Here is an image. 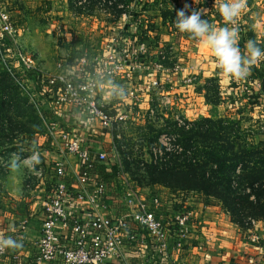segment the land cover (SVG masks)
Instances as JSON below:
<instances>
[{"label": "rangeland", "instance_id": "obj_1", "mask_svg": "<svg viewBox=\"0 0 264 264\" xmlns=\"http://www.w3.org/2000/svg\"><path fill=\"white\" fill-rule=\"evenodd\" d=\"M141 1L0 0V14L8 15L11 24L10 33L2 32L0 27V222L5 225L0 236L22 242V247L0 253V264H29L36 254L38 237L32 226L39 227L36 212L40 200L34 196L38 181L29 178L24 159L35 150L40 151L42 161L60 159L61 142L54 135L65 129L74 130L73 135L82 139L91 135L86 109L69 103L52 105L27 90L22 73L29 66L51 77L62 76L76 86L97 78L92 80L97 83V99H104L105 111L124 117L120 133L134 149V162H150L151 151L155 160L164 158L162 141L173 143L177 149L173 153L183 154L182 135L191 138L187 153L201 150L204 144L197 134L207 131H199V126L215 131L220 126L223 136L241 131L250 142L264 143V59L252 66L246 78H227L217 68L210 49L179 32L173 24L177 10L187 4L190 9L206 10L202 19L214 28L232 27L225 25L219 14L220 0L216 6L215 0ZM235 26L242 52L248 40H255L264 49V0H247ZM148 31L154 46L139 44ZM4 65L15 70V80L2 73ZM159 77L160 86H154ZM162 94L171 104L164 105ZM181 119L185 124H177ZM94 125L97 127V123ZM206 134L208 143L210 137ZM98 143H92L97 151L109 147V140L102 136ZM69 157L68 161H73ZM135 166L136 163L131 167ZM115 170L111 167L113 173ZM124 170L128 172L126 167ZM155 185L171 191L164 185ZM41 192L37 190V197ZM180 195L188 199L201 197L193 192ZM208 200L216 209L205 217L196 212L194 219L200 227L204 224L206 244L214 245L212 235L217 227H238L239 234L264 227V221L251 220L243 210L242 219L238 217L243 225L240 227L223 204ZM9 211L14 216L10 226L2 220ZM25 220L28 227L23 229L21 223ZM208 249L203 250L207 253Z\"/></svg>", "mask_w": 264, "mask_h": 264}, {"label": "built area", "instance_id": "obj_2", "mask_svg": "<svg viewBox=\"0 0 264 264\" xmlns=\"http://www.w3.org/2000/svg\"><path fill=\"white\" fill-rule=\"evenodd\" d=\"M0 27L2 32H11L8 15L0 14ZM2 69L13 71L5 65ZM178 69L176 66L175 71ZM22 74L34 92V79L42 81L39 99H48L52 105L69 103L86 109V124L92 126L88 129L91 135L85 139L74 136L75 131L68 129L54 135L61 142L60 159L42 161L40 151L35 150L23 161L29 178L38 181L36 189L42 191L36 212L39 220L36 254L29 264H191L185 256L190 233L202 229L198 220H194L195 199L180 195L183 192L141 185L124 170L126 163L130 166L136 163L131 159L134 149L122 140L124 117L108 113L102 103L104 99H97V83L92 80L97 78L86 79L76 86L62 76L51 77L32 66ZM153 84L160 86V77ZM164 97V105L171 104ZM179 123L185 124V120ZM97 135V139L89 138ZM100 136L109 140L106 151L102 148L97 151L92 144H99ZM161 144L160 151L177 152L170 141ZM36 156L39 164L35 163ZM69 156L73 161H68ZM111 167L117 168L116 173ZM103 169L105 175L110 174L109 179L104 178ZM27 227L25 220L21 228ZM247 231L249 247L255 254L247 253L243 262L231 264H260L264 259V234L257 233V227Z\"/></svg>", "mask_w": 264, "mask_h": 264}, {"label": "trees", "instance_id": "obj_3", "mask_svg": "<svg viewBox=\"0 0 264 264\" xmlns=\"http://www.w3.org/2000/svg\"><path fill=\"white\" fill-rule=\"evenodd\" d=\"M136 2L140 4L142 1ZM149 32L151 31L144 34L143 42L139 43L142 46H154V38ZM2 71L11 80L16 79V75H12L14 70ZM25 82L23 85L33 95H38L44 86L41 80L34 79V92L26 79ZM43 108L45 109L44 106ZM198 130L207 131L210 137L207 143V132L200 131L197 134L203 140L204 147L201 150L187 153L186 147L191 138H184L182 135L180 143L184 146L183 154L164 151L165 157H157L155 160L151 151L150 162L143 163L139 160L135 167H131L125 161L126 169L141 185L160 184L172 192H193L203 196L205 201L217 200L240 227H243L238 218L242 219L243 212L240 210L245 211L251 220L264 221V143L250 142L241 131L234 135L229 132L227 136H223L224 129L220 126L216 131L209 126H199ZM115 169L116 172L117 168ZM103 173L105 177L104 169ZM106 177L109 179L110 174H106ZM179 186L181 187L178 188Z\"/></svg>", "mask_w": 264, "mask_h": 264}, {"label": "clouds", "instance_id": "obj_4", "mask_svg": "<svg viewBox=\"0 0 264 264\" xmlns=\"http://www.w3.org/2000/svg\"><path fill=\"white\" fill-rule=\"evenodd\" d=\"M216 5L217 0L214 3V6ZM246 7L247 0H220L219 14L225 25L233 26L214 28L207 19H202V16L206 15V10L190 9V6L186 4L177 10L173 24L179 32L190 35L210 49L217 68L225 77L242 80L249 75L252 66L264 59V49H261L255 40L246 42L245 52H242L239 47V29L235 25L237 18ZM40 162L39 157L36 156L35 163ZM20 247H22L21 241L12 237L0 236V253L5 249Z\"/></svg>", "mask_w": 264, "mask_h": 264}, {"label": "crops", "instance_id": "obj_5", "mask_svg": "<svg viewBox=\"0 0 264 264\" xmlns=\"http://www.w3.org/2000/svg\"><path fill=\"white\" fill-rule=\"evenodd\" d=\"M104 140H108L107 137L104 138ZM73 168L74 170H76L77 166L73 164ZM104 178H107L106 175ZM36 193H37V189L35 190L34 196H36V198H39L40 196L37 197ZM33 199H35V197H33L32 200ZM212 203L213 201H209V200L205 201V198L202 199L201 196L198 197V199H195L194 202H192V206L193 208H195L196 212L199 213L201 217H205L208 212L216 209L215 207H212ZM204 204L205 205L210 204V205L208 207L206 206L205 209ZM12 214L13 213H11V211H9V214L4 213L2 219V220L5 219L9 224V226L11 219L13 221L14 218ZM3 228H5V225L0 222V231ZM257 228L259 230L258 231L259 233L264 234V227L262 229H259V227ZM32 229L35 233V237H38L39 227H37V225L34 227L32 226ZM203 229H201L202 233H200V229H197L195 231L192 230L190 233V237H189L190 240L188 241L189 246H187V252L185 253V256L188 258L191 264H231L232 262H243V258L247 253L248 256L253 253L255 254V251L251 250V248L249 247L250 245L249 234L246 230H242V233L239 234L240 229H238V227H234V226H229L228 228L217 227L216 228L217 230H215V232H213L212 235L214 241V245L212 246L206 244L207 243L206 238H208L206 235L208 234ZM203 240L205 241V243L203 242ZM208 247L210 251H208L207 253L204 252L203 249ZM260 264H264V259L260 260Z\"/></svg>", "mask_w": 264, "mask_h": 264}]
</instances>
